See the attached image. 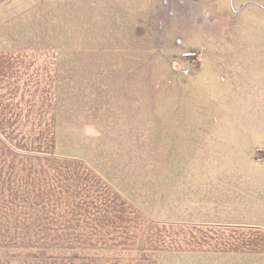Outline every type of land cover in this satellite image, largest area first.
Masks as SVG:
<instances>
[{
    "label": "crops",
    "instance_id": "obj_1",
    "mask_svg": "<svg viewBox=\"0 0 264 264\" xmlns=\"http://www.w3.org/2000/svg\"><path fill=\"white\" fill-rule=\"evenodd\" d=\"M116 60L125 67H113ZM139 66L137 56L113 57L95 39L0 42V264H240L264 256V226L240 220L202 173L191 179L187 168L160 163L193 158L170 143L196 125L145 122ZM197 126L206 135L207 125Z\"/></svg>",
    "mask_w": 264,
    "mask_h": 264
},
{
    "label": "rangeland",
    "instance_id": "obj_2",
    "mask_svg": "<svg viewBox=\"0 0 264 264\" xmlns=\"http://www.w3.org/2000/svg\"><path fill=\"white\" fill-rule=\"evenodd\" d=\"M0 1V42L95 39L110 45L113 57L137 56L145 122L196 125L185 140L170 143L177 156L193 158L161 160L162 166L187 168L191 179L202 173L240 220L264 226V0ZM114 88L118 108L122 97ZM199 124L207 125L206 135ZM145 139L144 151L151 145ZM242 260L264 264V256Z\"/></svg>",
    "mask_w": 264,
    "mask_h": 264
},
{
    "label": "built area",
    "instance_id": "obj_3",
    "mask_svg": "<svg viewBox=\"0 0 264 264\" xmlns=\"http://www.w3.org/2000/svg\"><path fill=\"white\" fill-rule=\"evenodd\" d=\"M188 72H189V71H188V69H186V68L183 70V73H184V74H187Z\"/></svg>",
    "mask_w": 264,
    "mask_h": 264
}]
</instances>
